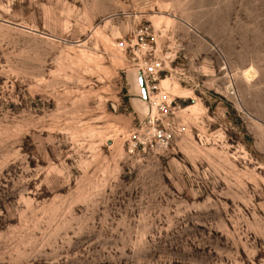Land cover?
<instances>
[{"label": "rangeland", "instance_id": "1", "mask_svg": "<svg viewBox=\"0 0 264 264\" xmlns=\"http://www.w3.org/2000/svg\"><path fill=\"white\" fill-rule=\"evenodd\" d=\"M0 264H264V0H0Z\"/></svg>", "mask_w": 264, "mask_h": 264}, {"label": "built area", "instance_id": "2", "mask_svg": "<svg viewBox=\"0 0 264 264\" xmlns=\"http://www.w3.org/2000/svg\"><path fill=\"white\" fill-rule=\"evenodd\" d=\"M160 62L157 61V60H154L150 63H147L141 70H142V74H143V78H144V82H145V85H146V88H149V85L153 84L157 78V75H158V71L160 69ZM149 104V106H151V98L149 97L147 100H146ZM161 104V102L158 104V106ZM157 106V107H158ZM164 108V106H162ZM151 111H150V115H151ZM161 130L159 132V134L161 136H163L161 134ZM140 143L144 144L145 141H141L140 140Z\"/></svg>", "mask_w": 264, "mask_h": 264}, {"label": "water", "instance_id": "3", "mask_svg": "<svg viewBox=\"0 0 264 264\" xmlns=\"http://www.w3.org/2000/svg\"><path fill=\"white\" fill-rule=\"evenodd\" d=\"M135 71L138 73V81H139V86H140V93L138 94L140 96L139 101L142 103V105H144L146 107V112H144V113L148 114L150 112V106L145 99V91L143 88L140 72H139V70H135Z\"/></svg>", "mask_w": 264, "mask_h": 264}, {"label": "bare ground", "instance_id": "4", "mask_svg": "<svg viewBox=\"0 0 264 264\" xmlns=\"http://www.w3.org/2000/svg\"><path fill=\"white\" fill-rule=\"evenodd\" d=\"M138 90H139V92H140V86H139V81H138ZM155 99V98H154ZM159 99H160V97H157V99L155 100V104L152 106V113H155L156 112V110H157V108H156V105H157V102L159 101ZM154 101V100H153ZM188 108H192V107H188ZM145 109H146V107H145Z\"/></svg>", "mask_w": 264, "mask_h": 264}]
</instances>
